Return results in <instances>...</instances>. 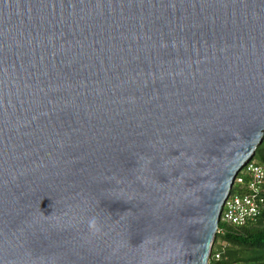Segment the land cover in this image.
Listing matches in <instances>:
<instances>
[{
    "label": "water",
    "instance_id": "obj_1",
    "mask_svg": "<svg viewBox=\"0 0 264 264\" xmlns=\"http://www.w3.org/2000/svg\"><path fill=\"white\" fill-rule=\"evenodd\" d=\"M264 139V0H0V264H208Z\"/></svg>",
    "mask_w": 264,
    "mask_h": 264
},
{
    "label": "trees",
    "instance_id": "obj_2",
    "mask_svg": "<svg viewBox=\"0 0 264 264\" xmlns=\"http://www.w3.org/2000/svg\"><path fill=\"white\" fill-rule=\"evenodd\" d=\"M249 164L264 167V139L253 158L237 173L229 196L248 191L250 175L245 169ZM258 197L262 201L257 215L243 225L235 226L220 219L208 264H264V182Z\"/></svg>",
    "mask_w": 264,
    "mask_h": 264
},
{
    "label": "built area",
    "instance_id": "obj_3",
    "mask_svg": "<svg viewBox=\"0 0 264 264\" xmlns=\"http://www.w3.org/2000/svg\"><path fill=\"white\" fill-rule=\"evenodd\" d=\"M245 172L250 175L248 191L244 194L228 196L220 217L223 222L235 226L243 225L248 219L255 217L262 201L258 195L264 182V167L249 164L246 166Z\"/></svg>",
    "mask_w": 264,
    "mask_h": 264
}]
</instances>
